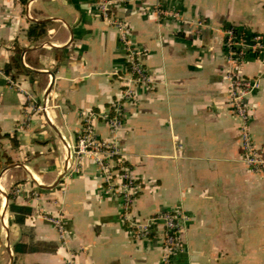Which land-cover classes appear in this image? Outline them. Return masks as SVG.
<instances>
[{
  "label": "crops",
  "instance_id": "crops-1",
  "mask_svg": "<svg viewBox=\"0 0 264 264\" xmlns=\"http://www.w3.org/2000/svg\"><path fill=\"white\" fill-rule=\"evenodd\" d=\"M103 0H0V264H160L161 227L132 239L120 198L103 192L91 159L65 171L85 111L119 97L124 49L99 12ZM113 0L152 78L126 104L119 143L142 183L141 220L182 209L184 252L174 264H264V176L243 163L240 120L228 106L224 30L264 42V0ZM171 10L178 18L158 14ZM45 24L32 36L30 26ZM17 50L24 73L11 70ZM256 79L247 99L250 133L264 158V49L242 66ZM99 138L109 129L95 124ZM12 195V200L8 195ZM29 210L20 226L9 204ZM66 222L64 239L46 218ZM27 235V236H26ZM23 243L32 250L14 251Z\"/></svg>",
  "mask_w": 264,
  "mask_h": 264
},
{
  "label": "built area",
  "instance_id": "built-area-1",
  "mask_svg": "<svg viewBox=\"0 0 264 264\" xmlns=\"http://www.w3.org/2000/svg\"><path fill=\"white\" fill-rule=\"evenodd\" d=\"M113 0H103L99 12L105 22L117 32L124 49V70L118 75L120 82L119 97L113 99L104 112L85 111L81 114V127L73 144L67 145L65 159L66 173L81 172L87 159H91L102 180L103 192L120 198L121 222L129 236L136 241L148 240L161 227L159 238L162 256L160 264H174L173 259L184 252L182 232L188 218L182 209H166L154 216L141 220L133 212L137 197L142 192V183L125 163V155L119 143V135L125 122L124 106L136 103L137 87L150 89L153 81L143 62V51L129 39V26L125 21L113 19L109 14V4ZM117 2H122L118 0ZM158 14L178 18V14L161 7ZM226 60L232 69L228 74V106L232 115L240 120V144L243 163L251 173L264 176V158L260 156L251 133V109L247 99L257 89L256 79L244 75L242 66L247 60L248 50L260 53L264 42L260 35H249L243 29L229 27L224 30ZM103 121L109 129V138L98 137L95 124ZM54 226L61 239L66 235V222L61 217L46 218Z\"/></svg>",
  "mask_w": 264,
  "mask_h": 264
},
{
  "label": "trees",
  "instance_id": "trees-1",
  "mask_svg": "<svg viewBox=\"0 0 264 264\" xmlns=\"http://www.w3.org/2000/svg\"><path fill=\"white\" fill-rule=\"evenodd\" d=\"M44 27H45V24H42V23H34L30 26V30H29V33L30 35L32 36H40L44 33ZM20 50H17L16 52V55L14 57V60H13V65L10 66V65H7L5 67V73L8 74L10 73L11 70H16L17 73H24L25 70L22 69L21 67V63H20ZM4 138L3 135L0 134V140ZM5 158L7 162H9V159L6 158L0 151V161ZM8 199L9 200H12V195L9 194L8 195ZM9 210L11 213L15 214V219H14V223L18 224V225H22L23 222H24V216L27 215L29 213V210L23 208V207H19L17 205H15L13 202L9 204ZM27 236V235H26ZM32 248L31 247H28V245L26 244H23V243H19L18 245H16L14 247V251L16 252H21V253H26V252H29L31 251Z\"/></svg>",
  "mask_w": 264,
  "mask_h": 264
},
{
  "label": "rangeland",
  "instance_id": "rangeland-1",
  "mask_svg": "<svg viewBox=\"0 0 264 264\" xmlns=\"http://www.w3.org/2000/svg\"><path fill=\"white\" fill-rule=\"evenodd\" d=\"M96 126V125H95ZM77 137V136H76ZM76 140V139H75ZM75 142V141H74ZM71 144H73V143H71ZM254 174V173H253ZM72 175H74V174H71V175H69V173H68V176L70 177V176H72ZM256 175H259V174H256Z\"/></svg>",
  "mask_w": 264,
  "mask_h": 264
}]
</instances>
